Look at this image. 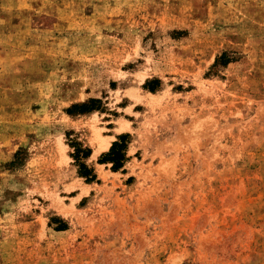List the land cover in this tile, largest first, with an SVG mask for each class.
I'll list each match as a JSON object with an SVG mask.
<instances>
[{
    "label": "rangeland",
    "instance_id": "rangeland-1",
    "mask_svg": "<svg viewBox=\"0 0 264 264\" xmlns=\"http://www.w3.org/2000/svg\"><path fill=\"white\" fill-rule=\"evenodd\" d=\"M0 264H264V0H0Z\"/></svg>",
    "mask_w": 264,
    "mask_h": 264
},
{
    "label": "trees",
    "instance_id": "trees-1",
    "mask_svg": "<svg viewBox=\"0 0 264 264\" xmlns=\"http://www.w3.org/2000/svg\"><path fill=\"white\" fill-rule=\"evenodd\" d=\"M229 59L230 58L227 56V54L223 53L215 61V65L219 62L223 65L228 64ZM95 102L96 101H90L88 104L72 105L71 108L67 109L66 112L69 115L88 113L93 110L91 104ZM127 138V135H122L117 139V141L113 142L109 151L106 154L102 155L101 159L99 160V163H110L111 169L113 171H117L122 168L124 162L126 161ZM73 147L75 149L73 157L77 161V163H79V175L83 177L87 182H92L95 179L92 170L88 168L84 163L79 161V159L87 158L89 156V151L82 149L77 143H75Z\"/></svg>",
    "mask_w": 264,
    "mask_h": 264
}]
</instances>
